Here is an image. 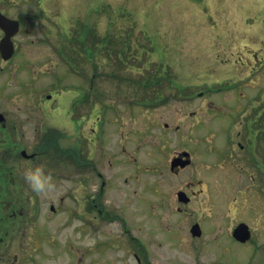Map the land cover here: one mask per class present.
I'll return each mask as SVG.
<instances>
[{
	"label": "rangeland",
	"instance_id": "1",
	"mask_svg": "<svg viewBox=\"0 0 264 264\" xmlns=\"http://www.w3.org/2000/svg\"><path fill=\"white\" fill-rule=\"evenodd\" d=\"M0 1L25 17L16 36V116L32 117L31 100L47 94L48 105L64 100L57 115L64 122L77 117L69 105L81 104L85 162L116 184L128 177L126 191L108 193L125 201L130 222L147 229L145 213L135 211L163 212L164 243L178 233L177 259L192 263L188 228L200 218L203 236L192 242L208 243L203 258L245 264L248 251L224 246V231L251 217L263 226L255 217L264 212V0ZM67 123L62 132L75 140ZM18 140L30 149L31 139ZM120 146L146 167L127 164ZM181 150L191 163L174 173L169 162ZM16 163L30 167L17 152ZM178 190L190 196L187 204ZM40 197L47 211L49 191ZM177 209L190 214L177 220ZM102 227L107 234L119 225Z\"/></svg>",
	"mask_w": 264,
	"mask_h": 264
},
{
	"label": "flooded vegetation",
	"instance_id": "2",
	"mask_svg": "<svg viewBox=\"0 0 264 264\" xmlns=\"http://www.w3.org/2000/svg\"><path fill=\"white\" fill-rule=\"evenodd\" d=\"M12 8L14 12L10 13L9 6H0V22L4 24H0V264H219L203 258L207 242H192L193 239L203 236L200 218L190 221L188 228L192 239L189 246L194 251L192 263L177 259L180 246L174 243V239L179 237L178 233L172 240L164 243V235L161 232L164 225L163 212H157L158 216H150L144 209L135 211L141 215L145 213L142 218L150 224L147 229L143 227V222L129 221L122 203L124 200L108 193L126 191L128 177L116 184L110 178H102L96 163L85 162L84 110L81 104L69 105L70 111L77 113L76 118L68 116L66 120L69 122L66 124L67 133L71 129L75 135V140L71 141L69 136L62 132L66 122L57 117L64 100H55L57 104L48 105L46 102L50 98L47 94L46 99L31 100L32 117L27 115L19 119L20 117L16 116V70L21 64L16 61V36L25 17L17 18L19 29L16 33V6ZM6 18L8 20L4 21ZM256 110L253 114L257 113ZM249 113L246 115V121L250 120ZM253 127H256V123H253ZM20 138L31 139L29 150L25 148L28 141L24 142L23 146L18 140ZM61 139L66 142L64 146L60 144ZM120 140L119 138V142ZM239 146L242 148L240 143ZM127 149L122 146L120 150V153L123 151L126 155L127 164L130 162L144 169L146 165L135 159L133 152ZM22 150L25 154H22ZM185 151L188 155L183 154ZM16 152L21 158L30 161V167L43 164L46 171L52 173L55 186L48 190L52 199L45 207L47 211L41 210L42 204L46 203L45 194L44 202L41 201L40 193L30 186L29 194H22L26 187L22 171L26 169L24 164L16 163ZM120 153L119 155L123 156ZM52 155H57L56 159H53L56 162L51 160ZM175 157H179V163L171 168V161ZM187 158L190 162L180 166V161ZM111 163L113 162H108V165ZM190 163L191 154L188 150L177 151L169 162V170L178 173ZM86 171H92V174H86ZM89 191H92V194H89ZM178 191L185 193L187 202L178 200ZM178 191L177 200L187 204L190 196L184 190ZM107 193L113 201L106 198ZM146 199L142 197L143 202ZM27 203L31 205L27 207ZM28 208L31 209L27 210ZM187 213L190 214L186 210L177 209L175 219L179 220ZM257 214L255 218L263 225L261 228L254 226L251 217L248 221H236L224 231V246L232 243L248 251L245 264H264V212ZM104 222L116 223L119 227L104 234ZM240 223L247 228L243 226L238 237H235L234 229ZM192 228H197L199 233H193ZM86 234L92 242L86 243Z\"/></svg>",
	"mask_w": 264,
	"mask_h": 264
},
{
	"label": "clouds",
	"instance_id": "3",
	"mask_svg": "<svg viewBox=\"0 0 264 264\" xmlns=\"http://www.w3.org/2000/svg\"><path fill=\"white\" fill-rule=\"evenodd\" d=\"M24 178L29 186L37 193L46 192L55 186V180L43 164H35L26 168Z\"/></svg>",
	"mask_w": 264,
	"mask_h": 264
},
{
	"label": "water",
	"instance_id": "4",
	"mask_svg": "<svg viewBox=\"0 0 264 264\" xmlns=\"http://www.w3.org/2000/svg\"><path fill=\"white\" fill-rule=\"evenodd\" d=\"M6 20H8L7 18L6 19H4V21H6ZM0 24L1 25H4L3 24V22H0ZM18 30V21L16 20V31ZM13 32V30L11 31V33ZM22 153H24V151H22ZM183 154L184 155H188V152H183ZM178 158L179 157H175V158H173L172 159V161H171V168H173L175 165H177L179 162L177 161L178 160ZM190 162V159L189 158H187V159H183L182 161H180V166H184V165H186V164H188ZM177 195H178V199L180 200V201H183V202H187L188 201V197L185 195V193L183 192V191H178V193H177ZM195 226H197V225H195ZM245 227V228H247V226L246 225H244L243 223H240V224H238L236 227H235V229H234V236L235 237H238V234L241 232V228L242 227ZM192 231H193V233H196V234H198L199 233V230L197 229V228H192Z\"/></svg>",
	"mask_w": 264,
	"mask_h": 264
},
{
	"label": "trees",
	"instance_id": "5",
	"mask_svg": "<svg viewBox=\"0 0 264 264\" xmlns=\"http://www.w3.org/2000/svg\"><path fill=\"white\" fill-rule=\"evenodd\" d=\"M85 48H86V52L87 53H91V51H92V47L91 46H86L85 45ZM91 50V51H90Z\"/></svg>",
	"mask_w": 264,
	"mask_h": 264
}]
</instances>
